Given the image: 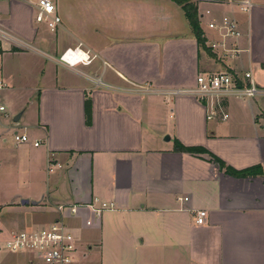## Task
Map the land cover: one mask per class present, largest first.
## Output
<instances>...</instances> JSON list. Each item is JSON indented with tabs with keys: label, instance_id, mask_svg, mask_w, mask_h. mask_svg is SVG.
<instances>
[{
	"label": "crops",
	"instance_id": "0c3cea01",
	"mask_svg": "<svg viewBox=\"0 0 264 264\" xmlns=\"http://www.w3.org/2000/svg\"><path fill=\"white\" fill-rule=\"evenodd\" d=\"M96 1L91 14V0H58L57 37L67 40L46 45H35L32 7L5 3L8 18L2 7L4 30L23 47L0 41L9 44L0 46V176L16 178L0 207L26 215L18 221L26 230L60 219L59 206L114 202L99 220L88 208L65 214L82 248L78 264H264V174L231 176L208 155L175 150L177 139L236 170L264 165V98L225 99L223 121L210 119L211 108L196 97L177 93L218 71L241 79L251 71L264 88V0H195L209 54L175 0ZM245 1L249 13L240 9ZM226 15L242 33L233 59L209 47L221 37L208 24ZM79 46L97 58L60 63L66 49ZM10 106L23 112L20 121L35 111L17 131L29 141L12 143L13 156L5 149ZM200 210L208 214L203 225L196 223ZM16 232L0 229V242ZM0 264L37 263L19 254L0 255Z\"/></svg>",
	"mask_w": 264,
	"mask_h": 264
},
{
	"label": "built area",
	"instance_id": "2783aa9c",
	"mask_svg": "<svg viewBox=\"0 0 264 264\" xmlns=\"http://www.w3.org/2000/svg\"><path fill=\"white\" fill-rule=\"evenodd\" d=\"M5 3H20L32 7L35 10V21L45 24L52 33H56L63 25V19L58 12V0H0V17L2 5ZM239 6L244 13H249L252 9V4L249 1L242 2ZM207 13L210 12L207 11ZM208 26L212 30H217L221 37V40L210 42V49L222 58H237L242 52L238 44V40L242 36L238 21L234 17L226 15L219 21L213 20ZM2 40H12L15 42V46L23 47V44L7 35L0 19V41ZM96 58V54L79 46L66 49L60 55L59 61L63 65L74 67L79 64L90 65ZM3 88L4 84L0 81V90ZM177 93L196 97L201 103L211 108L210 119L219 114L223 121L227 120V115L222 110V102L225 99L231 96L241 99L264 98V88L257 86L251 71L244 73V79L229 71L201 73L197 76L194 87ZM5 111V107L0 106V112ZM13 136L16 144L29 141L25 134H19L17 131ZM39 145L40 142L35 143V146ZM115 207L114 202H104L98 199L86 205L59 206L57 209L61 215L60 219L46 226L12 233L2 243V248L13 254L32 253L37 264H78V245L74 233L65 223V214L77 216L82 208H88L99 220L104 212L114 210ZM207 215L205 210L198 211L196 223L203 225ZM86 224L91 226L93 221L88 220Z\"/></svg>",
	"mask_w": 264,
	"mask_h": 264
},
{
	"label": "rangeland",
	"instance_id": "374dc122",
	"mask_svg": "<svg viewBox=\"0 0 264 264\" xmlns=\"http://www.w3.org/2000/svg\"><path fill=\"white\" fill-rule=\"evenodd\" d=\"M188 2H191L193 4H196L195 0H187ZM92 5L91 7H89V13H94L96 12L97 8L95 9V6H98V1L96 0H91ZM3 9L5 10L3 15L5 16V18H8L9 13L8 12V8L5 5L2 6ZM202 10H204V7H201ZM205 11V10H204ZM1 13H2V9H1ZM34 17V23H33V28L35 32V45H46V44H52L55 41H59V43H63V41L67 40V37L65 35L63 36H59L57 37V32L56 33H52L50 32V30L47 28V26L45 24H40L37 23L35 21V12L33 14ZM209 16H205L204 19V24L208 22L209 20ZM207 25V24H206ZM59 38V39H58ZM69 39V38H68ZM156 41L163 43L164 40H166V38L164 37H156L155 38ZM0 46L4 49L9 47V44L7 42H0ZM75 47V46H73ZM207 54H209L210 52L206 49L205 50ZM97 64H100L101 61L99 59L96 60ZM146 87H150V86H146ZM17 108L14 106H10L8 108V117L4 118V123L5 125H7L9 128L6 129V132L8 133L7 138H8V143H7V147L5 148L7 150V155H15L16 151H14L15 146L12 145V143H14V132L15 131H20L23 132V127L20 128V126H22L25 121H29V118H31L32 116H34V107H30L28 112L25 114V116L22 118V120L20 122H18V124H16L14 122V118L19 114V112H17ZM22 111V110H21ZM216 120V119H215ZM166 137V136H165ZM165 137H163V139H165ZM3 147V145H1V148ZM16 179V178H15ZM14 179V176L12 175V177H8V179H5L3 174L2 176H0V203H5L8 199V195H6V191H11L15 188V184H16V180ZM21 203V202H20ZM21 218H25L26 219V215L20 214L18 212L17 209L14 208H7L6 206L4 207H0V229H6L8 231H21L27 227H25L22 223L18 222ZM0 255H4V256H19L20 255H25V257L28 258H32L34 259V256L32 253L29 252H25V253H18L16 255H13L11 253H9L7 250L2 248V243L0 242ZM87 249V248H86ZM82 252V248L79 247L78 249V253L80 256V253Z\"/></svg>",
	"mask_w": 264,
	"mask_h": 264
},
{
	"label": "trees",
	"instance_id": "16d2710c",
	"mask_svg": "<svg viewBox=\"0 0 264 264\" xmlns=\"http://www.w3.org/2000/svg\"><path fill=\"white\" fill-rule=\"evenodd\" d=\"M175 2L182 7L187 20L192 27L194 35L198 41V44L202 47H206V39L201 28L199 13H198V6L187 0H175ZM208 50V49H207ZM86 115H87V122L90 123L91 121V100L86 101ZM175 150L177 152H185L190 153L196 156H203L208 155L212 163H216L219 166L220 171H224L226 174L235 176V177H254L264 174V165H256L250 168H246L243 170H236L231 166H228L221 158L217 157L216 155L212 154L208 150L203 147H188L183 145L179 140L175 139Z\"/></svg>",
	"mask_w": 264,
	"mask_h": 264
},
{
	"label": "water",
	"instance_id": "95a60500",
	"mask_svg": "<svg viewBox=\"0 0 264 264\" xmlns=\"http://www.w3.org/2000/svg\"><path fill=\"white\" fill-rule=\"evenodd\" d=\"M22 114H23V112H20V113L15 117V119H14V122H15V123H18V122L20 121V118H21ZM166 139H167V140H170V137L167 136ZM21 203H22L23 205H26V204H29L30 201H29V200H22ZM31 203L34 204V205L37 204V202H35V201H32Z\"/></svg>",
	"mask_w": 264,
	"mask_h": 264
}]
</instances>
